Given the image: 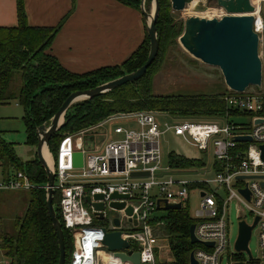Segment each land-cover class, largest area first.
<instances>
[{
    "label": "built area",
    "instance_id": "1",
    "mask_svg": "<svg viewBox=\"0 0 264 264\" xmlns=\"http://www.w3.org/2000/svg\"><path fill=\"white\" fill-rule=\"evenodd\" d=\"M253 16V30L258 36V55L262 62L264 21L260 9ZM222 100L226 110L220 122H196L171 116L170 122H161L160 117L165 115L142 111L123 115V118H130L126 122H133L136 128L116 126L111 135L102 133L100 142L84 144L80 138H75L83 136V133L62 138L55 157L53 189L54 194H59L61 226L73 239L69 264H122L113 253L102 250V229L120 231L122 239L128 241L129 249L139 253L140 264H157L155 250L158 248V237L155 228L162 224L160 220L153 223L157 218L155 213L159 211L157 202L167 200L179 203L182 208L188 201L192 185L198 186L200 200L193 223L194 236L198 240L193 250L197 264H221L225 255L230 257L232 264H264V160L260 150L264 146V91L257 89L255 92L235 93L228 90ZM242 117L246 122H242ZM257 120L261 122L256 123ZM102 125L103 122L97 127ZM164 132L182 138L206 156V161L201 162L199 168L202 172L211 170L214 173L212 183L218 186L214 191L208 181L192 183L162 176L169 171L161 168L159 138ZM237 137H249L251 140L236 141ZM75 152L82 153L80 169L72 166ZM10 171L0 173V192H27L34 188L23 171ZM132 173H148V176L131 178ZM152 189H155L153 194L150 193ZM218 190L224 192L225 199L217 194ZM241 190H247L248 199L241 194ZM113 193L127 196V199H111ZM95 195H102V199L95 201ZM86 196L91 198L92 203H102L103 211L96 212L87 205ZM233 200L243 206L244 218L250 216L253 221L257 218L252 229L257 235V260L251 258L245 261L235 257L244 252L228 254L227 210ZM113 202L124 203V208H111ZM128 207L132 209L131 215L126 214ZM108 211L117 212L120 217L108 220ZM94 213H101L103 218L98 219ZM114 219L118 220V227L114 226ZM241 221L248 226L253 223L248 224L238 217V223ZM205 243H212L213 246L206 247ZM9 263L0 250V264Z\"/></svg>",
    "mask_w": 264,
    "mask_h": 264
},
{
    "label": "trees",
    "instance_id": "2",
    "mask_svg": "<svg viewBox=\"0 0 264 264\" xmlns=\"http://www.w3.org/2000/svg\"><path fill=\"white\" fill-rule=\"evenodd\" d=\"M139 9L140 0H116ZM159 6L156 32L161 44L179 38L183 28L172 25L168 14V0H157ZM17 25L0 27V105L16 101L22 108V122L25 128V144L35 147V130L48 124L65 99L75 91L94 88L140 68L146 61L149 40L144 42L120 66L105 67L86 74L66 71L56 58L48 53L59 27L41 28L28 25L23 0H16ZM159 55V51L157 57ZM156 57V59H157ZM155 61L139 80L127 83L105 95L73 104L64 117V125L50 139L49 152L55 158L60 141L64 136L87 133L96 128L113 113L155 111L165 116L184 119L200 114L218 115L225 112L222 97L218 95H175L154 97L149 89L147 76ZM92 141V140H91ZM0 163L2 173L23 171L34 188L28 194L24 213L15 217L11 232L0 225V250L9 264H57L58 246L51 222L46 212V175L37 159L21 162L15 155L13 145L0 139ZM171 169L200 167L201 162L171 153L168 156ZM59 194L53 196V206L59 221ZM162 223L155 228L156 236L167 240L172 255L171 264H188L189 255L196 248L189 242V227L194 223L185 209L168 211L165 216L153 221ZM63 229V228H62ZM66 264L73 253V239L63 229ZM158 234V235H157Z\"/></svg>",
    "mask_w": 264,
    "mask_h": 264
},
{
    "label": "water",
    "instance_id": "3",
    "mask_svg": "<svg viewBox=\"0 0 264 264\" xmlns=\"http://www.w3.org/2000/svg\"><path fill=\"white\" fill-rule=\"evenodd\" d=\"M153 2V12L148 13L144 9L145 0H140L139 10L144 19L146 34L149 40V51L145 63L133 72L127 73L114 80L100 84L94 88L75 91L71 93L62 103L57 112L53 115L48 124H42L37 127L35 134L37 137L36 143V159L43 168L47 183L45 185V206L46 212L51 222L55 233L58 246V261L57 264H66V251L64 233L60 221L57 218L54 206V181H55V160L50 154L48 144L50 139L64 125L65 113L75 103L91 100L96 97L105 95L127 83H132L144 76L147 69L155 61L159 51V41L156 32V21L159 12L157 0ZM171 10L180 12L185 9L187 4L193 3L195 0H169ZM210 1H215L217 6L224 10L225 15L220 19L216 18H199L189 17L183 22V32L178 38L182 48L193 58L199 60L203 64L219 69L224 84L227 89L235 93H243L249 87H255L258 90L262 85V62L258 55V36L253 30L254 13L256 11L253 0H197L196 10L203 11ZM257 120L256 123H260ZM249 137H237L236 141H250ZM46 149L51 159L49 167L43 157V150ZM262 158L264 160V146L260 147ZM72 166L74 169L82 168V153L75 152L72 155ZM131 178L148 176V173H132ZM241 194L248 199L247 190H241ZM203 193L201 194V196ZM95 201H100L102 195H95ZM111 199H127V196L113 193ZM87 205L93 207L96 212L103 211L102 203H92L89 196L85 197ZM160 202L163 204L160 207ZM111 208L121 210L124 208V203H111ZM157 209L163 211H174L181 209L179 203L167 202L162 200L157 202ZM127 215L132 214L131 207L126 210ZM98 219H102L101 213H94ZM257 222V218L251 226L246 225L241 221L238 223V234L234 243V251L237 253L244 252L251 259V254L248 249V243L251 238V231ZM114 226L118 227L117 219L113 221ZM195 225L189 227V242L191 245H196L198 240L194 236ZM103 230V240L101 241L102 248L107 252L113 253L114 257L118 258L122 264H140L139 253L130 250V245L127 240L122 239L120 231L107 232ZM204 246L212 247V243H205ZM188 264H197L194 259L193 251L189 255ZM242 264V263H234Z\"/></svg>",
    "mask_w": 264,
    "mask_h": 264
},
{
    "label": "rangeland",
    "instance_id": "4",
    "mask_svg": "<svg viewBox=\"0 0 264 264\" xmlns=\"http://www.w3.org/2000/svg\"><path fill=\"white\" fill-rule=\"evenodd\" d=\"M196 3L197 1L195 0L194 3L187 4L185 6V9L180 12H174L170 8L168 14L172 19V25L175 24L177 25V27L181 25V28H183L184 20L188 19L189 17L197 16L199 18L206 19H219L225 15L224 10L218 7L215 1H210L206 5V9L203 11L196 10ZM255 4L256 11L257 9H260V16L264 21V0H256ZM144 9L146 12L152 13L153 2L151 0H145ZM147 81L149 84L150 92L154 97H167L175 95H218L225 94L228 91L219 69L207 66L189 55L179 44L178 38H174V41L172 42H166L163 45L161 44L159 55L152 69L149 71ZM260 90L264 91V57L262 59V85ZM246 91L255 92L257 91V88L249 87ZM142 111L145 112V110ZM142 111L132 113H113L107 117V119H112L109 121L105 119V123L103 121L102 126L93 128L83 136H75V138H80L84 144L90 142L91 140V142L97 143L102 140V133H109L111 135L112 130L116 126H120L123 129L136 128L133 122H126L130 118H123V115L138 113ZM22 114V108L18 106L14 101L0 105V139L6 143L13 144L17 157L25 162L31 160L35 156V149H33L32 146H27L24 144L25 128L21 120ZM180 120L196 122L223 121L222 114H218L216 116L209 114H200L185 117L184 119ZM241 120L242 122H246V119H243V117L241 118ZM160 121L170 122L171 117L162 116L160 117ZM163 130L164 128L161 127V131ZM114 138L119 137L115 136ZM159 142L162 158L161 168L165 170L169 168L168 156L171 153L187 159H192L196 162L206 161V156L203 153L190 146L182 138L176 137L170 132H164L163 134H161ZM170 171H172V169ZM169 176H172L174 177V179H178L180 181L192 183L208 181L209 186L213 191L218 187L214 183H212L213 179L215 178L214 173L211 170L202 172L200 171L199 167L190 168L186 172L176 171V173H169ZM154 192L155 189H152L150 193L153 194ZM217 194L222 199H225V194L222 190H218ZM27 198L28 194L25 192H0V225L3 226L6 232H11V226H13L15 217H21L23 215ZM199 207L200 200L198 186L192 185V187L189 189L188 201L183 204L182 208L186 210L189 218L191 220H194ZM243 209V206L238 204L235 200L228 204L227 219L228 236L230 241V248L228 251L229 255L234 254L233 247L238 234V217L244 219L248 224H251L253 221L250 216H246V218H244L245 214ZM167 212L168 211L159 210L155 214L157 217H162L165 216ZM106 217L109 220V218L120 217V214L117 212L108 211ZM248 249L250 251L252 259L257 260L259 258V250L255 230H253L251 233ZM102 250L105 249L102 248ZM235 257L243 259L245 261L249 259L246 253L235 255ZM221 264H232V261L230 257L225 255L222 259Z\"/></svg>",
    "mask_w": 264,
    "mask_h": 264
},
{
    "label": "crops",
    "instance_id": "5",
    "mask_svg": "<svg viewBox=\"0 0 264 264\" xmlns=\"http://www.w3.org/2000/svg\"><path fill=\"white\" fill-rule=\"evenodd\" d=\"M23 4L29 26L59 27L48 53L56 58L62 68L73 74L122 65L146 37L140 10L116 0H23ZM16 25V0H0V27ZM33 149L36 150V146ZM13 150L15 153L14 146ZM34 158L36 154L31 160ZM190 168L170 171L169 167V171L162 176L169 177V173L186 172ZM2 170L0 163V173ZM155 259L157 264H171L173 260L164 238L158 237Z\"/></svg>",
    "mask_w": 264,
    "mask_h": 264
},
{
    "label": "bare ground",
    "instance_id": "6",
    "mask_svg": "<svg viewBox=\"0 0 264 264\" xmlns=\"http://www.w3.org/2000/svg\"><path fill=\"white\" fill-rule=\"evenodd\" d=\"M196 1H197V0H196ZM255 1H256V0H253L254 4H255ZM193 3H194V2H193ZM255 6H256V4H255ZM255 13H256V11H255ZM43 157H44V159H45L47 165L50 167V166H51V159H50L49 154H47L46 149L43 150Z\"/></svg>",
    "mask_w": 264,
    "mask_h": 264
}]
</instances>
